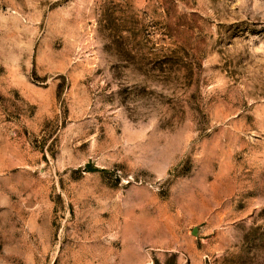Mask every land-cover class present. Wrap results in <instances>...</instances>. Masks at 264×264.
<instances>
[{
    "label": "rangeland",
    "instance_id": "374dc122",
    "mask_svg": "<svg viewBox=\"0 0 264 264\" xmlns=\"http://www.w3.org/2000/svg\"><path fill=\"white\" fill-rule=\"evenodd\" d=\"M0 264H264V0H0Z\"/></svg>",
    "mask_w": 264,
    "mask_h": 264
},
{
    "label": "water",
    "instance_id": "95a60500",
    "mask_svg": "<svg viewBox=\"0 0 264 264\" xmlns=\"http://www.w3.org/2000/svg\"><path fill=\"white\" fill-rule=\"evenodd\" d=\"M196 232H197V228L194 227V228L192 229V234H196Z\"/></svg>",
    "mask_w": 264,
    "mask_h": 264
}]
</instances>
